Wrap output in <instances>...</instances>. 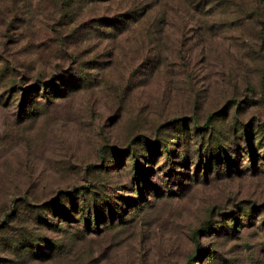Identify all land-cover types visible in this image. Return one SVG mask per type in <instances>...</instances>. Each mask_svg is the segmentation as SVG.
<instances>
[{
    "label": "rangeland",
    "instance_id": "1",
    "mask_svg": "<svg viewBox=\"0 0 264 264\" xmlns=\"http://www.w3.org/2000/svg\"><path fill=\"white\" fill-rule=\"evenodd\" d=\"M0 264H264V0H0Z\"/></svg>",
    "mask_w": 264,
    "mask_h": 264
}]
</instances>
